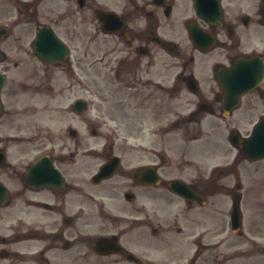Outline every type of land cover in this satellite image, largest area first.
Wrapping results in <instances>:
<instances>
[{
    "label": "flooded vegetation",
    "instance_id": "af4514ba",
    "mask_svg": "<svg viewBox=\"0 0 264 264\" xmlns=\"http://www.w3.org/2000/svg\"><path fill=\"white\" fill-rule=\"evenodd\" d=\"M2 15L0 264H160L148 251L180 253L192 230L190 247L218 248L202 231L225 230L231 211L219 199L248 172L202 158L225 148L210 132L241 135L235 118L254 111L224 115L219 82L238 59L264 63V0H0ZM35 45L64 57L43 61ZM255 93L264 104V79L239 106ZM40 116L50 128L36 126ZM177 133L186 140L170 147ZM116 134L131 148H117ZM173 181L203 201L174 193Z\"/></svg>",
    "mask_w": 264,
    "mask_h": 264
},
{
    "label": "rangeland",
    "instance_id": "374dc122",
    "mask_svg": "<svg viewBox=\"0 0 264 264\" xmlns=\"http://www.w3.org/2000/svg\"><path fill=\"white\" fill-rule=\"evenodd\" d=\"M3 15L0 16V28L4 26L5 22L2 20ZM257 47V50L259 51H264V41L259 43ZM98 54H95L93 57L96 59ZM91 71H94L93 67H90ZM98 70V69H97ZM255 96L252 97V101L257 108L254 106V111H252V115L249 120V128L252 126L255 121L257 120L260 112L262 111V105L260 104V100L257 96V94H253ZM244 105H250V102L248 100V97L244 99L243 102ZM241 111V108L237 110V112ZM95 115H98V113L92 112V116L95 117ZM102 120H97V125L102 126ZM36 126L40 125L41 128H50L51 127V122L49 119H42V116L37 118L35 120ZM237 124V122H235ZM108 128L114 129L116 128H130L131 124L130 122H124L123 126L121 125V122H108L107 123ZM240 125H242V122H240ZM75 127L79 130L80 137L82 139L83 137V129H82V124H74ZM246 126V125H245ZM240 132H246L248 129L245 127V130H242V127H238ZM100 130H104L103 126L100 127ZM213 134L211 139H214V142H218L221 144V141L223 144L226 146V148H223L226 152L224 154H220L218 152H215L213 162H211L209 165H204L206 166H216L218 164L224 165L225 167L230 166L229 164L234 160L235 156L237 155L234 150H232L228 144L226 143V137H227V131L226 132H221L220 136L219 133L216 134V132H210ZM181 133L175 134V136H170V147L174 145H181L184 143L186 140V137L183 135H180ZM216 134V135H215ZM122 135V134H121ZM120 139L122 137H119ZM119 140L118 147L117 148H131L127 147L126 145H122V141ZM130 146L134 145L135 138L131 137L128 138ZM116 141V139H115ZM138 141L141 145H146V138L145 137H138ZM105 142V141H104ZM103 142V139L100 136L97 137H91L90 138V145L91 148H100V145ZM197 142H194L192 144H195ZM142 148V147H141ZM154 148H162L161 145L157 143V140H155V147ZM167 148V147H165ZM193 151V150H192ZM208 154L211 155V152L208 151ZM171 155V153H170ZM196 160V157L194 158ZM215 160H218V162H214ZM197 161V160H196ZM240 163H243L242 158L239 159ZM203 164H206L203 162ZM245 165H247V169H249L248 174L245 177H240V179L234 178V181L230 179V186L232 187L233 184L237 181L240 180L241 186H242V194L244 196V202L243 206L245 208L244 214L249 215L251 214L252 216H249V226L246 228L243 233V235H235L230 234V233H223L221 234L224 230L221 231V235H215L213 232L215 228L210 229L207 233L203 230L202 231V236L204 235V240L203 244H208V243H215L217 241H220L218 243V248L217 250H212L213 248H203L205 246H201L199 251L200 253H203L202 255L200 254L198 260L196 261V264H264V161H259L255 163H250V162H245ZM207 167V168H208ZM229 189L224 190V193L227 192ZM232 191L235 189L232 187ZM208 212V207H204L202 209V213L200 214L202 223L208 224L210 222V217L206 216ZM247 224V223H246ZM248 225V224H247ZM249 227H250V232H249ZM193 229V228H192ZM251 233V234H250ZM195 234V231L192 230V234H186L187 242H192L193 238H190L189 236ZM249 236V243L246 242L247 237ZM154 253L153 251H148V255L151 258H156L157 262L160 264H173L181 260L180 262H185L187 261L190 256L192 255L193 248L188 246V243L183 245V247L180 250V253L178 250H175V252L170 255V252L166 249L163 248H158L155 249Z\"/></svg>",
    "mask_w": 264,
    "mask_h": 264
},
{
    "label": "water",
    "instance_id": "95a60500",
    "mask_svg": "<svg viewBox=\"0 0 264 264\" xmlns=\"http://www.w3.org/2000/svg\"><path fill=\"white\" fill-rule=\"evenodd\" d=\"M253 63H249L247 67H252ZM251 74V73H250ZM252 87H247L246 90L251 89ZM234 145H238L242 148L244 155L251 161L264 158V119H262L254 128L250 138L244 142H235ZM239 201L238 198H235L234 207H233V227L234 229L238 228L239 223ZM237 226V227H236Z\"/></svg>",
    "mask_w": 264,
    "mask_h": 264
}]
</instances>
